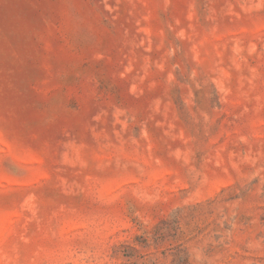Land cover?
<instances>
[{
  "label": "rangeland",
  "instance_id": "rangeland-1",
  "mask_svg": "<svg viewBox=\"0 0 264 264\" xmlns=\"http://www.w3.org/2000/svg\"><path fill=\"white\" fill-rule=\"evenodd\" d=\"M0 264H264V0H0Z\"/></svg>",
  "mask_w": 264,
  "mask_h": 264
}]
</instances>
